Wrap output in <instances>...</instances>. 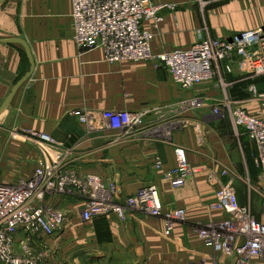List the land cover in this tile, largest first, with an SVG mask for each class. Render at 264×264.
Segmentation results:
<instances>
[{"label":"crops","instance_id":"obj_1","mask_svg":"<svg viewBox=\"0 0 264 264\" xmlns=\"http://www.w3.org/2000/svg\"><path fill=\"white\" fill-rule=\"evenodd\" d=\"M207 1L201 6L198 0H156L166 6L152 51L186 48L196 40V30L203 27L206 35L223 39L264 26L261 0ZM144 25L149 28L152 22ZM72 35L70 0H7L0 4V39H22L31 58L21 44L0 42V106L28 74L0 114V182L16 183L31 176L40 153L38 143L26 134L46 133L63 142L77 169L97 174L106 185L115 187L118 196L132 195L153 183L165 209L183 208L185 214L165 234L163 219L138 213L126 220L109 215L83 222L79 216L82 203L70 201L65 228L45 238V249L51 252L48 263L54 243L64 242L94 255L99 264H232L198 235V227L223 217L210 207L217 183L208 181L207 172L210 168L219 172L225 165L243 183L235 167L247 160L256 168L257 179L256 146L242 128L232 124L229 112L241 108L264 120V96L254 97L250 86L241 84L239 71L241 78L234 79L231 73L237 69L221 72L237 85L229 95H221L216 78L182 89L152 62H108L99 48L80 50ZM244 76L264 84L263 77ZM197 96L203 99V107H181L182 102ZM217 102L222 113L225 110L224 116L212 114ZM74 110L126 111L141 115L142 122L125 134L91 130L71 114ZM251 143L254 155L247 149ZM175 147L183 148L188 162L199 169L182 188L171 186L166 175L176 165ZM227 179L222 176L220 181ZM234 185L245 203L248 199L242 185Z\"/></svg>","mask_w":264,"mask_h":264},{"label":"built area","instance_id":"obj_2","mask_svg":"<svg viewBox=\"0 0 264 264\" xmlns=\"http://www.w3.org/2000/svg\"><path fill=\"white\" fill-rule=\"evenodd\" d=\"M73 22L72 40L82 50L99 48L111 63L145 60L163 68L182 89L209 82L224 87L220 72H231L227 59L241 56L237 70L246 76H264V26L234 33L230 38H212L205 27L196 30V40L186 48L152 51L155 30L162 19L166 4L156 0H70ZM201 6L207 0H198ZM151 21V27L144 23ZM249 90L255 95L253 85ZM199 96L184 101L185 109H200ZM81 124L91 130L110 129L123 134L141 125L142 116L126 111L107 110L71 112ZM212 114L222 116V109L212 106ZM231 122L240 127L257 149L254 162L259 168L257 183L264 188V120L241 108L229 112ZM198 128V127H197ZM199 132V130L197 131ZM38 143L40 158L30 177L16 183L0 182V264H43L45 238L61 232L70 217L67 203H82L79 216L83 222L94 217L115 215L126 220L132 214L163 219L164 233L169 234L175 222L184 217L183 208L165 209L155 184L138 188L132 195L118 196L113 185H106L94 173L81 172L68 157L69 149L46 133L26 134ZM176 165L166 175L174 188H182L198 168L187 160L185 150L174 148ZM160 165L159 162L156 164ZM227 177L225 183L220 181ZM236 174L210 168L209 182L217 183L213 210L223 213L222 220L197 228L206 246L232 264H264V194L263 212L259 218L251 215L249 207L238 202L233 184Z\"/></svg>","mask_w":264,"mask_h":264},{"label":"rangeland","instance_id":"obj_3","mask_svg":"<svg viewBox=\"0 0 264 264\" xmlns=\"http://www.w3.org/2000/svg\"><path fill=\"white\" fill-rule=\"evenodd\" d=\"M264 2V0H261ZM241 60V56L237 55V54H233L232 56H230V59H227L226 61H228L232 67V70L237 69V65L238 62ZM234 75V79H239L241 78V74L238 72H233L231 73ZM220 75L222 77L223 80V84L224 87L222 88L220 84H218L217 88L220 90L221 95L225 94L226 92L231 93L234 92V87L237 86L235 83H233V80H228L225 74H222L220 72ZM244 76V75H243ZM242 76V78H243ZM244 77H248V76H244ZM241 78V84L243 86H255V90H256V94L254 95L250 90V92L252 93V95H254V97H258L259 95L264 96V94H261L264 91V84L260 85V84H256L252 81L251 78ZM223 90L225 91L223 93ZM251 95V94H249ZM251 95V96H252ZM213 106H218L221 107L220 102L215 103V105ZM222 108V107H221ZM223 109V108H222ZM225 112V110H223V113ZM222 113V115H223ZM227 114V113H226ZM225 115V114H224ZM223 115V116H224ZM220 117V116H219ZM224 120V118H222ZM250 152L253 153V155L255 154V147L254 145L251 143V146H249L247 148ZM224 169H228V167H226L224 165L223 167ZM222 168V169H223ZM238 168L239 172H240V178H242L243 183H240L239 180L234 178V184H236V186H241L243 187L244 191L246 192V197H247V201L245 203H242V198L240 195H238L237 193V197H238V202L240 204L246 205L247 207H249L251 215L254 218H259V216L262 214L263 212V202H262V197H260V195L258 193L264 194V188L263 186L259 185V183H257V179H256V168L253 169V166L247 161V160H243V163H240L239 166L235 167ZM235 186V185H234ZM242 189V190H243ZM237 192V190H236ZM222 220V218H221ZM218 222H220V219L218 220ZM217 223V222H216ZM53 252H52V259H51V263H48L49 261V257L51 256V252L46 250V253H42V256L40 257V261L43 262V264H99L98 262H95V257L94 255H89L86 254L84 252H80L78 250H75L72 248V246H69L68 244L64 243V242H57L54 243L53 245ZM42 264V263H41Z\"/></svg>","mask_w":264,"mask_h":264},{"label":"water","instance_id":"obj_4","mask_svg":"<svg viewBox=\"0 0 264 264\" xmlns=\"http://www.w3.org/2000/svg\"><path fill=\"white\" fill-rule=\"evenodd\" d=\"M7 0H0V4L5 2ZM0 42L2 43H19L21 44L25 51L27 56L29 57L30 61V54H29V50H28V46L27 44L20 38H7V39H0ZM28 76V74H26L25 76H23L12 88L11 92L9 93V95L6 97V99L2 102L1 106H0V114L7 108V106L9 105L12 96L14 94V92L16 91V89L22 84V82L26 79V77Z\"/></svg>","mask_w":264,"mask_h":264},{"label":"trees","instance_id":"obj_5","mask_svg":"<svg viewBox=\"0 0 264 264\" xmlns=\"http://www.w3.org/2000/svg\"><path fill=\"white\" fill-rule=\"evenodd\" d=\"M260 77H263L264 78V76H260ZM255 83H256V81H254Z\"/></svg>","mask_w":264,"mask_h":264},{"label":"bare ground","instance_id":"obj_6","mask_svg":"<svg viewBox=\"0 0 264 264\" xmlns=\"http://www.w3.org/2000/svg\"><path fill=\"white\" fill-rule=\"evenodd\" d=\"M204 170V169H203Z\"/></svg>","mask_w":264,"mask_h":264}]
</instances>
